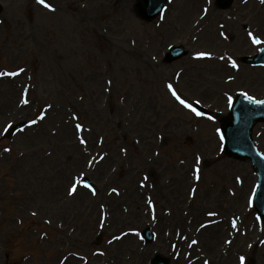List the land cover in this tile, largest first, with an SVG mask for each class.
I'll list each match as a JSON object with an SVG mask.
<instances>
[{
    "label": "rangeland",
    "instance_id": "rangeland-1",
    "mask_svg": "<svg viewBox=\"0 0 264 264\" xmlns=\"http://www.w3.org/2000/svg\"><path fill=\"white\" fill-rule=\"evenodd\" d=\"M242 1L146 22L141 0H0V264H264L256 175L219 133L236 95L264 99L240 61L264 2ZM253 137L264 153L263 123Z\"/></svg>",
    "mask_w": 264,
    "mask_h": 264
},
{
    "label": "water",
    "instance_id": "water-1",
    "mask_svg": "<svg viewBox=\"0 0 264 264\" xmlns=\"http://www.w3.org/2000/svg\"><path fill=\"white\" fill-rule=\"evenodd\" d=\"M167 0H143L145 8H140V13L146 20H153L163 9ZM231 0H226L224 6H229ZM1 12V7H0ZM185 54L182 47L172 48L168 54V60L179 59ZM246 62L261 65L264 63V52L254 58H246ZM264 121V101L253 102L250 99L240 96L236 99L229 116L228 122L222 127L225 140V152L227 155L238 159H249L255 169L259 186L255 198V207L264 219V157L258 152L253 140L252 129L254 125ZM21 125L13 128H20ZM150 231H146L145 236L151 240ZM153 264H169V261L159 257Z\"/></svg>",
    "mask_w": 264,
    "mask_h": 264
},
{
    "label": "bare ground",
    "instance_id": "bare-ground-1",
    "mask_svg": "<svg viewBox=\"0 0 264 264\" xmlns=\"http://www.w3.org/2000/svg\"><path fill=\"white\" fill-rule=\"evenodd\" d=\"M124 221V220H123Z\"/></svg>",
    "mask_w": 264,
    "mask_h": 264
}]
</instances>
